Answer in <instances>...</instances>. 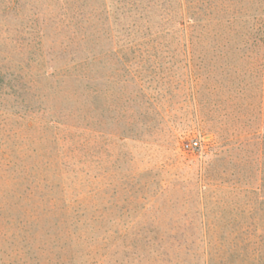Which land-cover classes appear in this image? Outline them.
I'll return each mask as SVG.
<instances>
[{"label": "rangeland", "instance_id": "obj_1", "mask_svg": "<svg viewBox=\"0 0 264 264\" xmlns=\"http://www.w3.org/2000/svg\"><path fill=\"white\" fill-rule=\"evenodd\" d=\"M187 1L129 32L122 0H0V264H202L204 233L264 225L246 51L169 29Z\"/></svg>", "mask_w": 264, "mask_h": 264}, {"label": "trees", "instance_id": "obj_2", "mask_svg": "<svg viewBox=\"0 0 264 264\" xmlns=\"http://www.w3.org/2000/svg\"><path fill=\"white\" fill-rule=\"evenodd\" d=\"M123 5L122 12L114 11L123 28L130 32L131 28L149 30L153 19V10L157 8V0H128ZM166 8L169 29L179 24L180 31H187L204 36L234 38L241 42L246 54L242 57L234 73L239 77H249L245 87H256L259 90V129H264V0H188L186 3L170 4ZM118 15V16H117ZM160 17V15L158 14ZM174 26V27H173ZM44 28V26H43ZM40 28L41 30L43 29ZM66 49V48H65ZM249 51V52H248ZM77 55L75 56V58ZM74 59V58H73ZM86 58L74 61L75 77L88 84ZM65 68L69 69L68 65ZM79 68V69H78ZM66 69V70H67ZM0 68V73H1ZM259 88V89H258ZM261 128V129H260ZM264 182V177H263ZM261 204L264 203V184L257 192ZM185 234V233H182ZM208 242H213L211 251L206 256V250L199 253L202 264H264V225L254 230H231L207 232ZM187 239L195 238V233L184 235Z\"/></svg>", "mask_w": 264, "mask_h": 264}, {"label": "built area", "instance_id": "obj_3", "mask_svg": "<svg viewBox=\"0 0 264 264\" xmlns=\"http://www.w3.org/2000/svg\"><path fill=\"white\" fill-rule=\"evenodd\" d=\"M198 141H193V142H190V143H187V146L189 147H196L198 145Z\"/></svg>", "mask_w": 264, "mask_h": 264}]
</instances>
